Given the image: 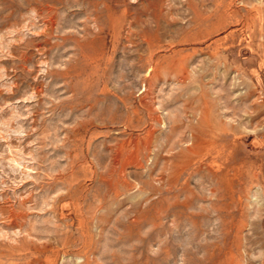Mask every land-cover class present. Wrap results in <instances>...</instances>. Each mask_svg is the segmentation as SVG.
Here are the masks:
<instances>
[{"label":"rangeland","instance_id":"obj_1","mask_svg":"<svg viewBox=\"0 0 264 264\" xmlns=\"http://www.w3.org/2000/svg\"><path fill=\"white\" fill-rule=\"evenodd\" d=\"M0 264H264V0H0Z\"/></svg>","mask_w":264,"mask_h":264},{"label":"bare ground","instance_id":"obj_2","mask_svg":"<svg viewBox=\"0 0 264 264\" xmlns=\"http://www.w3.org/2000/svg\"><path fill=\"white\" fill-rule=\"evenodd\" d=\"M182 76V75H181ZM190 102V101H189ZM147 135V134H146ZM193 144V143H192ZM137 148V147H136ZM146 148H148V147H146ZM144 150V149H143ZM134 162H136V161H134Z\"/></svg>","mask_w":264,"mask_h":264}]
</instances>
